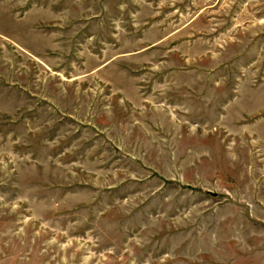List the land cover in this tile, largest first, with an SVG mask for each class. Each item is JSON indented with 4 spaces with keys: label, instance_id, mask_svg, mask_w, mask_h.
I'll return each mask as SVG.
<instances>
[{
    "label": "rangeland",
    "instance_id": "obj_1",
    "mask_svg": "<svg viewBox=\"0 0 264 264\" xmlns=\"http://www.w3.org/2000/svg\"><path fill=\"white\" fill-rule=\"evenodd\" d=\"M0 264H264V0H0Z\"/></svg>",
    "mask_w": 264,
    "mask_h": 264
}]
</instances>
